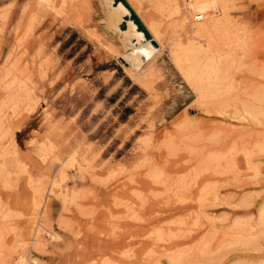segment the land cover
<instances>
[{"label": "rangeland", "instance_id": "1", "mask_svg": "<svg viewBox=\"0 0 264 264\" xmlns=\"http://www.w3.org/2000/svg\"><path fill=\"white\" fill-rule=\"evenodd\" d=\"M38 1L0 0V257L19 241L8 264H264V116L218 114L181 78L185 2L141 0L163 34L143 82L106 0ZM230 15L234 111L264 87V0Z\"/></svg>", "mask_w": 264, "mask_h": 264}, {"label": "bare ground", "instance_id": "2", "mask_svg": "<svg viewBox=\"0 0 264 264\" xmlns=\"http://www.w3.org/2000/svg\"><path fill=\"white\" fill-rule=\"evenodd\" d=\"M173 1L175 2V11L180 12L179 0ZM182 1L185 2L187 10H189V14H192L194 20H191V18L189 19L186 13L180 19V25L188 36V41L183 43L177 39L171 49V59L173 60L172 62L174 63L177 72L188 85L190 90L194 92L200 104L207 105V107L208 104H211V106L215 108L218 107L216 112L221 115L227 116L230 114L229 116L232 117V114L234 113L236 115L238 114L242 120L250 123L261 122L262 117L264 116V111L262 109V105H264V87H261L250 94V100L241 104L242 106L240 109L234 108V111L228 110V107L230 106L228 105L229 101L227 102L226 99L232 95L235 84L234 81L229 78L230 75H226L227 72L225 70L234 64V57L235 54H237L236 49H239L242 45V43L238 42H241L237 35L238 28L230 15L235 0ZM38 2L43 5L45 3L48 4L49 0H39ZM106 3L108 6L106 22L110 28H113L122 34V44L128 52L124 56H121V58L129 67L133 65L134 71H130L132 77L135 76L137 81H143L146 76L145 72L148 71L150 76L154 75L152 70L153 62L150 61L159 52V49L155 47L156 44H154L159 42L163 35L159 25L151 21L150 18H144L141 15V9H143L140 6L141 0H106ZM208 15H210V17ZM199 20L205 21L201 22ZM220 42L222 44H220ZM243 46L245 47L244 44ZM113 53H115V51H113ZM145 63L149 64L145 68V71H141ZM261 77L264 78V68ZM146 82H149L150 84L152 83L151 79H147ZM149 86L148 89H150ZM11 90L13 91V88ZM167 143L168 142H166V144ZM247 161L250 164L249 156ZM259 219L261 222L260 224H263L262 226H264V210L260 214ZM37 234L34 236V241L36 242V245L41 246L42 241L39 239V234ZM50 237L58 238L52 234H50ZM27 245L28 244L16 241V244H14V246L12 245L13 247L8 250L9 255L3 254V256L0 257V264H8L11 257L16 253L18 254L19 251L25 253L28 248ZM27 262V259L21 257L15 262V264H28Z\"/></svg>", "mask_w": 264, "mask_h": 264}, {"label": "water", "instance_id": "3", "mask_svg": "<svg viewBox=\"0 0 264 264\" xmlns=\"http://www.w3.org/2000/svg\"><path fill=\"white\" fill-rule=\"evenodd\" d=\"M120 33V32H119ZM121 37H122V34L120 33ZM122 41V40H121Z\"/></svg>", "mask_w": 264, "mask_h": 264}, {"label": "built area", "instance_id": "4", "mask_svg": "<svg viewBox=\"0 0 264 264\" xmlns=\"http://www.w3.org/2000/svg\"><path fill=\"white\" fill-rule=\"evenodd\" d=\"M199 21H201V20H199Z\"/></svg>", "mask_w": 264, "mask_h": 264}]
</instances>
